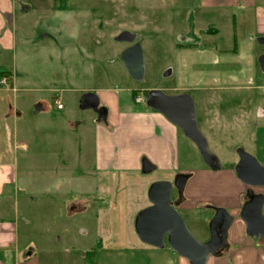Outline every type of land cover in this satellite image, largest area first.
Wrapping results in <instances>:
<instances>
[{
	"label": "rangeland",
	"instance_id": "obj_1",
	"mask_svg": "<svg viewBox=\"0 0 264 264\" xmlns=\"http://www.w3.org/2000/svg\"><path fill=\"white\" fill-rule=\"evenodd\" d=\"M27 2L28 5L19 6L13 16L14 50L0 51V89L7 88L1 82V73L11 74L10 91H0V147L11 146L19 159V184L23 187L27 183L34 185L33 192H36V184L48 177L47 171L58 172L55 182L63 188L57 193L60 219L54 226L60 228L59 235L68 238L67 245L65 240L61 243L58 257L84 264L95 262L92 251L99 243L119 248L123 245L125 250L143 243L137 238L135 219H118L113 210L114 204L120 202V184L116 186V177L112 175L103 177V190L93 193L108 210L103 212V219H87L83 215L75 216L74 220L66 219V183L80 186L87 181L95 185L94 177L73 178L70 175L75 170L94 168L96 112L81 109L80 100L84 94L112 89L124 105L151 109L146 104L148 90L159 89L169 95L188 93L194 100L197 123L209 151L221 164V169L212 172H221L227 167L235 171L239 149L254 155L256 116L260 114L264 95L211 88L212 84H219L217 80L197 77L200 47L177 44L186 34L179 29L188 30L191 22L182 24L178 21L180 14L183 18L190 19L191 14L195 18L199 12L194 9L198 0L184 1L182 5L187 8L180 10V14L173 9L180 0ZM124 31L136 34L142 43L145 59L142 81H135L120 60L122 51L130 45L116 39ZM143 88L148 90H141ZM133 92H138L137 98L144 101L136 102ZM55 97L63 109L57 108ZM41 100L49 105V112L42 109ZM36 109L39 111L35 113ZM179 135L178 167L142 171L143 178L167 181L179 174L192 177L202 169H211L196 144L182 131ZM22 143L27 145V150L15 148ZM257 188L263 189H249ZM25 190L16 205L17 219H25L22 207ZM144 201L149 203L150 200ZM215 208L218 206L201 201L194 214L190 213L193 216L197 212L200 219L182 215L189 230L201 242L210 237L211 219L207 221L205 217H210ZM32 211H36L35 206ZM33 215L35 218L30 220L37 226L39 221ZM66 225L69 227L65 228ZM84 254L86 259H83Z\"/></svg>",
	"mask_w": 264,
	"mask_h": 264
},
{
	"label": "crops",
	"instance_id": "obj_2",
	"mask_svg": "<svg viewBox=\"0 0 264 264\" xmlns=\"http://www.w3.org/2000/svg\"><path fill=\"white\" fill-rule=\"evenodd\" d=\"M27 1L0 0V51L14 50L16 38L13 16L19 6L28 5ZM180 1L173 7L178 11L177 14L187 8L182 3L190 0ZM194 9L199 10L195 18L192 14L190 19L180 14L181 19L178 21L182 24L189 20L191 22L188 30L179 29L186 34L182 35V42L177 44L182 47H200L197 77L217 80L219 84H212L211 88H230L264 95V72L259 63V57L264 54V44L260 43V39L264 38V0H198ZM1 74V82L5 80L2 84L7 88L0 91H10L8 85L11 74ZM99 93L101 106L107 109L108 114L106 121H99L97 114L94 116V168H86L81 172L75 170L70 174L73 178L81 175L94 177L95 185L91 182L87 184V181L80 186L66 183V219L72 220L77 215L86 216L87 219H103V212L108 210L99 202V196L93 193L103 190V177L109 175L116 177V186L120 184V202L114 204L113 209L117 218L135 219L142 209L151 205L150 201L147 203L144 200L148 198L149 187L156 182L142 177L144 159L150 161L153 168L178 167L179 134L182 130L161 112L124 105L112 89L100 90ZM137 93L133 92L134 99ZM41 103L42 109L49 112V105L43 100ZM260 108V114L256 116L253 154L264 164V100ZM38 111L36 109L34 112ZM4 147H0V264H77L56 255L61 243L64 240L65 245L68 243L65 235H59L60 228L54 226L60 219L58 210L61 205L57 193L63 188L55 182L58 172L54 169L47 171L45 181L36 184V192H33L35 186L30 183L25 184V187L20 186L19 159L11 146ZM15 148L27 150V145L22 143ZM211 170L202 169L193 174L189 179L191 182L188 181L191 184L186 185L183 200L177 205L182 215L187 214L194 219H200L197 212L193 216L190 213L194 214L201 201L203 204L212 203L223 207L234 217L228 233V246L220 254L211 256L207 264H264V237H250L240 216L248 200L250 187L239 180L233 167L222 169L221 172ZM25 188L26 197L22 198L23 220L17 219L16 205ZM252 190L264 194V188ZM174 196L178 198L176 192ZM34 206L36 211L31 212ZM33 214L39 226H34L30 220L35 218ZM213 215L205 218L209 221ZM115 239L118 237L115 236ZM92 252L95 262L84 264H190L188 259L168 245L156 248L137 243L125 250L123 245L119 248L99 243ZM82 256L86 259V254Z\"/></svg>",
	"mask_w": 264,
	"mask_h": 264
},
{
	"label": "water",
	"instance_id": "obj_3",
	"mask_svg": "<svg viewBox=\"0 0 264 264\" xmlns=\"http://www.w3.org/2000/svg\"><path fill=\"white\" fill-rule=\"evenodd\" d=\"M118 41L129 42L130 45L120 55V60L135 81L145 77V59L142 43L137 35L124 31L116 38ZM264 44V38L260 39ZM259 63L264 72V54L259 57ZM146 104L151 109L161 112L198 147L201 156L212 170L221 169L218 158L211 154L208 143L201 132L197 119L193 98L188 93L169 95L159 89L148 91ZM81 109H93L99 121H106L108 111L101 106L96 93H86L80 100ZM239 161L235 172L241 182L249 187L264 188V165L244 149L237 151ZM153 165L147 159L143 161V172L152 171ZM191 174H179L174 181H156L151 184L148 198L151 205L142 209L135 218V231L139 239L156 248L168 245L180 256L188 259L190 264H207L209 258L220 254L228 246V233L234 222L230 212L218 207L209 222L210 237L199 241L189 230L185 218L179 212L177 205L183 200L186 185ZM177 191L178 200H173ZM248 200L244 203L240 216L246 225L250 237H264V194L248 190Z\"/></svg>",
	"mask_w": 264,
	"mask_h": 264
},
{
	"label": "built area",
	"instance_id": "obj_4",
	"mask_svg": "<svg viewBox=\"0 0 264 264\" xmlns=\"http://www.w3.org/2000/svg\"><path fill=\"white\" fill-rule=\"evenodd\" d=\"M2 83H5V80H3ZM143 101H144L143 98H136V102H138V103H142ZM56 103H57V106H58L59 109L63 108L62 104L59 103V101H56Z\"/></svg>",
	"mask_w": 264,
	"mask_h": 264
},
{
	"label": "flooded vegetation",
	"instance_id": "obj_5",
	"mask_svg": "<svg viewBox=\"0 0 264 264\" xmlns=\"http://www.w3.org/2000/svg\"><path fill=\"white\" fill-rule=\"evenodd\" d=\"M147 93H148V92H147ZM174 192L177 193V191H174ZM177 195H178V194H177ZM177 197H179V196H177ZM175 198H176V197L174 196V197H173V200H174V201L178 199V198H177V199H175Z\"/></svg>",
	"mask_w": 264,
	"mask_h": 264
},
{
	"label": "trees",
	"instance_id": "obj_6",
	"mask_svg": "<svg viewBox=\"0 0 264 264\" xmlns=\"http://www.w3.org/2000/svg\"><path fill=\"white\" fill-rule=\"evenodd\" d=\"M137 96H135V100H136Z\"/></svg>",
	"mask_w": 264,
	"mask_h": 264
}]
</instances>
